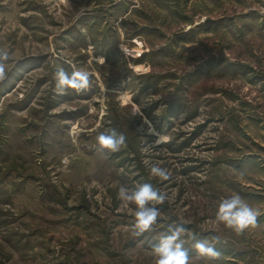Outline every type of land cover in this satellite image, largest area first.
<instances>
[{"label": "rangeland", "instance_id": "374dc122", "mask_svg": "<svg viewBox=\"0 0 264 264\" xmlns=\"http://www.w3.org/2000/svg\"><path fill=\"white\" fill-rule=\"evenodd\" d=\"M0 50V264H156L180 225L191 264H264V0H0ZM143 183L167 199L137 236L117 194ZM235 193L261 213L240 235L215 219Z\"/></svg>", "mask_w": 264, "mask_h": 264}, {"label": "clouds", "instance_id": "9594fccd", "mask_svg": "<svg viewBox=\"0 0 264 264\" xmlns=\"http://www.w3.org/2000/svg\"><path fill=\"white\" fill-rule=\"evenodd\" d=\"M9 58L8 52L0 50V80L5 77L3 61L9 60ZM100 62L104 63V59H101ZM55 79L58 92L64 93L67 89H74L79 92L89 88L91 73L74 70L69 74L64 69H60L56 73ZM96 139L100 149L109 153L118 152L126 146V137L114 129L107 134L100 133ZM162 140L163 137H159L153 146L158 147ZM149 171L152 177L160 180L169 179L166 168L154 164ZM117 195L121 201L135 205L134 228L137 236L149 231L157 222L160 209L151 205L153 203L162 205L167 199V195L151 183H143L134 189L121 185ZM260 215L258 209L247 203L239 193H235L220 200L215 219L218 223H223L226 228L232 229L237 235H240L248 228L255 227ZM185 231L186 228L183 225L170 226L168 234H161L159 243L152 246L157 257L156 264H191L189 250L184 247V241L180 239ZM192 239L195 241L192 247L199 256L219 259L222 255L214 246L220 242L219 236H212L211 243L208 238L201 240L193 236Z\"/></svg>", "mask_w": 264, "mask_h": 264}]
</instances>
